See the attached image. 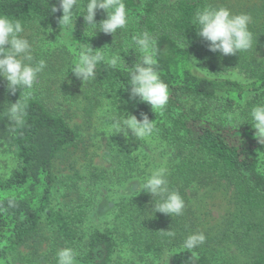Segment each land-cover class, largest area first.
<instances>
[{"label":"trees","instance_id":"1","mask_svg":"<svg viewBox=\"0 0 264 264\" xmlns=\"http://www.w3.org/2000/svg\"><path fill=\"white\" fill-rule=\"evenodd\" d=\"M205 2L124 0L129 13L124 30L114 36L97 32L88 38L84 33L87 25L78 16L71 34L81 44L87 41L94 51L111 47L113 52L121 50L122 41L139 31H149L157 38L158 72L168 85L169 101L163 115L153 112L148 118L154 120L158 129L154 135L163 142L161 158L168 168L170 186L185 200L184 214H152L151 196L146 192L131 193L134 190L130 187H125L106 226L89 233L85 230L89 221L85 204L65 211L59 208L55 196L59 186L68 191L85 179L91 185L109 184L112 180L113 186L128 185L136 178L142 180L150 170L145 156L126 150V136L112 133L107 150L114 160L119 159L111 171L116 179L109 178V171L91 164L86 178L77 171L68 177L58 176L56 163L68 162L80 144L79 134L70 125L72 106L84 104V115L91 116L101 101L117 104L118 108L130 98L127 74L122 70L98 64L95 80L82 82L71 72L65 73L66 65L52 68L46 61L58 79L50 83L46 92L34 93L22 127L10 128L4 111L20 98V90L14 95L7 85L0 90V128L7 135L15 160L9 175L0 178V264H9L8 257L22 247L37 254L44 244L50 256H43V264H56V252L64 247L78 253L77 264H117L125 250L132 253L130 264H154L151 259H160L163 254L169 256L167 264H233L232 259L221 261L215 257L212 241L205 233L206 240L194 250L195 255L182 247L184 238L195 232L187 190L196 195L221 183L230 189L236 213L226 221L225 230L219 234L220 242L236 248L245 258L243 264H264V141L259 143L255 138L248 116L254 105L264 103V61L255 59V49L232 56L209 51L207 42L191 23L195 10ZM207 2L225 6V0ZM53 6L58 9L55 13L51 11ZM257 9H253L256 16L249 29L254 46H264V9ZM0 14L24 21L25 33L34 34L29 40L38 39L39 49L58 43L68 49L73 59L76 42L59 35L62 11L58 0H0ZM105 18L100 10L95 22ZM182 37L188 45L185 50L177 46ZM121 56L129 67L135 63L132 50ZM137 106L138 118L142 107L138 102ZM212 108L219 113L237 111L244 120L240 126L210 121ZM107 197L103 199L105 204ZM85 200L93 205L90 198ZM170 229L175 231V238L159 232Z\"/></svg>","mask_w":264,"mask_h":264},{"label":"clouds","instance_id":"2","mask_svg":"<svg viewBox=\"0 0 264 264\" xmlns=\"http://www.w3.org/2000/svg\"><path fill=\"white\" fill-rule=\"evenodd\" d=\"M58 3L59 10L62 11L58 20L59 35L71 39L73 22L78 16H82L87 25L84 33H87L88 38L95 36L97 32L114 36L118 30H124L129 22L124 0H58ZM57 10L55 6L51 9L53 13ZM100 10H103L106 18L97 23L95 16ZM251 19L247 13L235 14L225 6L206 0L202 7L195 10L191 23L196 27L197 35L207 42L209 51L232 56L253 51L254 37L249 29ZM37 27L40 28L39 23ZM25 29L26 25L21 19L0 14V78L6 81L11 94L14 95L17 89L20 90V98L15 103L8 104L4 110L13 130L24 125L34 88L39 84L40 74L47 67L44 59L34 56L33 43L24 35ZM75 42L74 56L65 73L71 71L77 79L88 82L95 80L98 64H104L109 69L122 70L127 74L129 98H138L139 102L150 105L154 113L164 114L169 101V90L158 72L159 48L157 38L152 33H134L130 39L123 40L122 49L115 52L111 51V47L94 51L87 41L82 44ZM177 46L185 50L188 45L184 37L178 40ZM129 50L136 55L135 63L131 67L121 56V53L128 54ZM122 87L121 84L119 88ZM106 110L111 113L108 131L114 135L123 134L127 137L130 132L141 141L152 137L158 131L154 120L150 121L145 113H140L139 119L128 113L117 115V104L113 106L111 103ZM248 116L255 138L259 143L264 141V103L254 105ZM228 120L231 123L233 117L229 116ZM133 181L139 187L131 193L146 192L151 196L152 214L161 213L169 217H180L184 214L185 200L178 190L170 186L166 165L153 167L142 180L136 178ZM159 232L170 239L176 236L171 229ZM205 240L203 232H191L184 238L182 247L195 255L194 250L204 244ZM77 255L71 247L61 248L56 252V264H77ZM131 257L130 251H123V259L128 260Z\"/></svg>","mask_w":264,"mask_h":264},{"label":"rangeland","instance_id":"3","mask_svg":"<svg viewBox=\"0 0 264 264\" xmlns=\"http://www.w3.org/2000/svg\"><path fill=\"white\" fill-rule=\"evenodd\" d=\"M225 6L235 14H249L252 18V22L256 16L253 9L258 8L257 11L264 9V0H225ZM24 35L29 39L31 35L34 34L26 32ZM38 41L39 40L36 38L32 40L34 56L37 59L42 58L45 61H48L52 68L59 66L64 67L65 65L67 68L70 65L72 57L70 56L68 49H65L58 43L46 45L39 49V44L37 43ZM254 49L253 54L255 59L259 62H263L264 46L257 45L254 46ZM68 61H70L69 65H67ZM70 72L71 71H68V73ZM57 79L58 76L53 74L49 68L46 67V69L39 76V84L35 86L34 93H38V95H40L41 92H46L48 87H50V83L56 81ZM6 85V81L0 78V90L2 89V86ZM136 101L139 103V106L142 107L140 113H145L147 115L153 113L150 105L139 102L137 98L121 102L117 108V115L128 113L137 116L139 114V108ZM107 106L108 104L106 101H101L100 105L97 106L91 116L84 115V104L72 106L69 111L72 115L70 125L79 134L80 144L68 162L63 163L65 161H59L56 163V172L60 178L71 176L75 171H77L81 177L86 178L88 176V172L86 171L87 167L91 164L98 169H105L109 171V175L112 173V176H109V178L116 179L115 173L111 171L113 164L119 161V159L114 160V156H112V154H110L107 150V140L113 135L108 131V125L111 123V113L106 110ZM229 116L233 117L231 123H229L228 120ZM139 118L140 116H138V119ZM209 120L236 126L241 124L244 118H242L237 111L231 113H219L212 108L209 114ZM124 138L126 139V150L131 151L132 155L140 154L141 156H145L148 162L147 168L149 167V170L153 167L160 166L161 164L166 165L165 160L161 158L163 142L159 141V138H157L156 135L153 134L152 137L139 141L129 132L128 136ZM14 164L15 160L8 147L7 135L0 128L1 179H5L9 175L14 167ZM130 183L129 187L136 191V189H138V186L135 184L136 182L131 181ZM112 184H115L114 180L110 181L109 184L103 183L91 185V183L85 179L79 181L76 188L68 191L64 188L61 189L59 186L58 190L55 191L58 206L65 211L75 205L85 204L84 207L88 212L89 220L85 225L87 233L96 228H103L112 218V210H114L115 205L119 201V197L122 196L125 191V187H127V184L115 186ZM109 187H112V190H108ZM187 193L191 196L190 201L192 204L193 221L195 225L194 231L203 232L206 234L208 239H211V248L215 257L220 258L221 261L232 259L233 264H243L245 258L241 255V253L228 243H221V238L219 237L220 232H223L226 228V221L228 219H232L231 215L236 213V208L230 199V189L224 183H221L214 184L207 189L200 190L196 195H192L191 190H187ZM104 196H108V202H106V204L105 201H103ZM86 198H90L92 200V206L86 204ZM238 231L242 232L243 229L238 228ZM45 236L48 237V234L46 233ZM250 239L251 238H245L246 241H249ZM46 255L50 256L44 244L37 251V254H34L33 251L27 247H22L16 253L10 255L8 260L9 264H43V256L46 257ZM168 258L169 256L167 254H163L160 259L154 257L151 261H153L154 264H167ZM130 263L131 260H125L122 258V253L119 255L117 264Z\"/></svg>","mask_w":264,"mask_h":264}]
</instances>
